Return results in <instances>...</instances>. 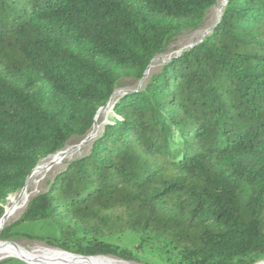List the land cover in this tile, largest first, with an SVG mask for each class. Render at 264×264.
<instances>
[{"label": "trees", "instance_id": "16d2710c", "mask_svg": "<svg viewBox=\"0 0 264 264\" xmlns=\"http://www.w3.org/2000/svg\"><path fill=\"white\" fill-rule=\"evenodd\" d=\"M217 0H0V219L39 162L83 140L1 234L136 264L264 261V0H229L142 90L152 60ZM0 264H25L9 259Z\"/></svg>", "mask_w": 264, "mask_h": 264}, {"label": "bare ground", "instance_id": "6f19581e", "mask_svg": "<svg viewBox=\"0 0 264 264\" xmlns=\"http://www.w3.org/2000/svg\"><path fill=\"white\" fill-rule=\"evenodd\" d=\"M227 5V0H217L214 6L213 13L207 24L196 31L193 37L187 41L188 45L185 49L202 42L213 30V26L219 21L223 15V10ZM192 36V35H191ZM188 37V36H187ZM184 45V44H183ZM181 50L178 54H180ZM169 57V58H168ZM172 55L165 53L157 55L151 62L147 71L145 72L143 80L140 83L147 82L156 72L158 67L169 60ZM167 61L165 63H167ZM122 91L118 90L109 101L108 105L100 109L96 115L95 123L92 131L82 140L81 143L75 146H67L60 153L43 159L39 162L33 173L28 177L25 187L22 191L8 200V207L0 219V260H7V258H16L27 264H130L124 261L114 259L112 257H80L70 253L51 249L39 248L29 251L17 243L3 241L1 234L9 227L15 220L19 219L26 212L30 201L39 193L42 184L47 180H52L59 171H61L67 164L74 161L76 158L88 154L94 141L101 135L106 121L112 116V108L115 100L121 95ZM16 223V222H15ZM42 246V245H41ZM38 246H36L37 248ZM47 247V246H46ZM136 264V263H134ZM257 264H264V261Z\"/></svg>", "mask_w": 264, "mask_h": 264}, {"label": "rangeland", "instance_id": "374dc122", "mask_svg": "<svg viewBox=\"0 0 264 264\" xmlns=\"http://www.w3.org/2000/svg\"><path fill=\"white\" fill-rule=\"evenodd\" d=\"M217 4V3H216ZM213 10H214V8H212V9H210L209 11H208V13H207V18H206V22H205V24H207L208 22H209V20H210V18H211V15H212V13H213ZM196 32V31H195ZM195 32H187V33H184V34H182V35H180V36H178V37H176L174 40H173V42L171 41L167 46H166V48H165V50H164V52L163 53H165L166 55H172V56H176V55H178V53L181 51V50H183V49H185L186 48V46H188V45H185V44H187V41H189L192 37H193V35H194V33ZM192 35V36H191ZM188 36V37H187ZM184 44V45H183ZM169 58V57H168ZM167 60H165V62H166ZM165 62L161 65V67H158L157 68V70H156V72L154 73V74H156L157 72H159L160 71V69L162 68V66L165 64ZM153 74V75H154ZM151 79V78H150ZM149 82V80L145 83V82H143V83H133V84H131V85H129V87L127 88V89H131V90H140V89H143L144 87H145V85L147 84ZM120 96V95H119ZM82 142V140H76V139H74V140H72L70 143H69V145L68 146H75V145H78L79 143H81ZM50 180H47L46 182H44L43 184H42V187H41V189H40V191H39V193L40 192H42V191H44V189H46V187H47V184H48V182H49ZM38 194V193H37ZM16 195V194H15ZM12 196H14V195H12ZM11 197V196H10ZM9 197V198H10ZM9 200V199H8ZM7 207H8V203L5 205V212H6V210H7ZM5 214V213H4ZM21 219V217L19 218V219H17V220H15L14 222H12L10 225H9V227L10 226H12V225H14L15 224V222H18L19 220ZM8 228V227H7ZM6 228V229H7ZM5 229V230H6ZM17 231H19L20 233H22V234H24V236H23V238H21V239H17V240H13V241H9V242H14V243H17V244H19L20 246H22L23 248H25V249H27V250H29V251H33V250H35V249H39V248H50V247H48V245L46 244V243H44V242H42L41 240H39L38 239V237H41V236H46V235H49V234H52V231H51V229L48 227V226H46L45 224H36V225H23V226H21V227H19L18 228V230ZM42 245V246H41ZM36 246H38L37 248H36ZM47 246V247H46ZM52 249V248H51ZM9 259H16V258H7V260H9ZM16 260H19V259H16ZM3 261H6V259L4 260H0V262H3ZM19 261H21V260H19ZM21 262H23V261H21ZM23 263H25V262H23ZM25 264H27V263H25ZM130 264H134V263H130Z\"/></svg>", "mask_w": 264, "mask_h": 264}, {"label": "water", "instance_id": "95a60500", "mask_svg": "<svg viewBox=\"0 0 264 264\" xmlns=\"http://www.w3.org/2000/svg\"><path fill=\"white\" fill-rule=\"evenodd\" d=\"M228 2H229V0H227V5H228ZM215 5H216V4H215ZM212 8H214V6H213ZM212 8H210V9H212ZM210 9H209V10H210ZM222 17H223V15L221 16V18L219 19V21L213 26V28H215V27L217 26V24L220 22V20L222 19ZM200 43H202V42H200ZM200 43H197V44H195V45H198V44H200ZM195 45H193V46H195ZM193 46H191L190 48H192ZM190 48H188V49H190ZM188 49H185V50L182 51V52H185V51H187ZM182 52H181V53H182ZM173 57H174V56H172L167 62H169ZM140 90H142V89H140ZM136 91H139V90H136ZM108 103H109V102H108ZM107 105H108V104H107ZM107 105H106V106H107ZM106 106H105V107H106ZM89 154H90V152H89L88 154H85V155H83V156H80V157L76 158L74 161L79 160V159H82V158L86 157V156L89 155ZM74 161H72V162H74ZM72 162H71V163H72ZM66 166H67V165H66ZM66 166H65L64 168H66ZM64 168H63V169H64ZM63 169H62V170H63ZM42 192H43V191H42ZM42 192H40V193H42ZM40 193H38V194H40ZM38 194H37V195H38ZM37 195H36V196H37Z\"/></svg>", "mask_w": 264, "mask_h": 264}]
</instances>
